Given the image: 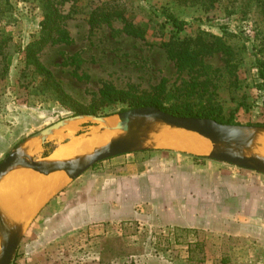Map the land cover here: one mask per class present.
<instances>
[{"label": "rangeland", "instance_id": "obj_1", "mask_svg": "<svg viewBox=\"0 0 264 264\" xmlns=\"http://www.w3.org/2000/svg\"><path fill=\"white\" fill-rule=\"evenodd\" d=\"M51 1L67 16L68 39L47 45L38 60L73 102L90 105L102 86L108 85L156 101L171 112L188 109L195 116L213 114L219 124L264 127V96L258 88L261 81L255 64L264 59V25L255 12L256 0L224 1L209 11L173 0ZM107 2L122 6L133 23L146 26V40L127 36L117 21L90 27L91 11ZM162 12L187 25L177 33ZM42 15L39 1L0 0V162L26 138L73 116L25 70L22 50L37 36ZM197 34L221 39L231 55H207L192 70L178 71L159 43L172 35L183 39ZM3 40L8 41L2 48ZM122 107L108 108L98 117L117 116ZM100 128L87 124L75 128L70 138H53L35 159ZM196 140L178 137V144H170L175 149L119 156L139 167L144 164V177L132 185L139 194L127 184L113 193L115 210H123L119 198L138 202L139 220L73 229L69 225L72 217L89 215L91 201L103 199L104 189H112L102 179L116 168L107 166L111 162L105 160L68 180L53 198L50 211L35 217L11 264H130L134 258L146 259L145 254L177 264H264V223L258 222V231L254 228L257 222H238L240 201L248 192L237 201L225 200L219 185L231 187L229 169L233 166L206 158L200 164L203 156L185 149ZM239 172L243 179L252 173ZM256 211L264 216V208Z\"/></svg>", "mask_w": 264, "mask_h": 264}, {"label": "water", "instance_id": "obj_2", "mask_svg": "<svg viewBox=\"0 0 264 264\" xmlns=\"http://www.w3.org/2000/svg\"><path fill=\"white\" fill-rule=\"evenodd\" d=\"M115 124L105 127L107 120ZM95 124L101 128L83 139L112 134L104 144L68 159H53V154L35 159L37 151L61 131L79 125ZM104 126V128L102 127ZM198 136L212 144L206 159L244 169L264 176V155L257 152L258 139L264 127L219 124L211 119L176 117L155 107H139L112 117L78 115L62 119L26 138L0 162V264H11L18 246L41 209L66 185L96 164L122 155L144 151L175 149L170 141ZM18 171H30L54 179L65 177L58 188H50L42 202L30 214L14 216L5 201L7 179Z\"/></svg>", "mask_w": 264, "mask_h": 264}, {"label": "trees", "instance_id": "obj_3", "mask_svg": "<svg viewBox=\"0 0 264 264\" xmlns=\"http://www.w3.org/2000/svg\"><path fill=\"white\" fill-rule=\"evenodd\" d=\"M39 1L42 4L43 15L39 23V31L33 41H31L23 50L25 70L31 73L41 84L44 91L51 92L57 101L64 106L65 109L73 113V116L91 115L101 116L103 111L108 108H113L122 105L120 112L139 107H155L162 112L168 113L176 117H190V118H206L211 119L217 123H221L216 116L208 114L205 117L192 115L188 109H182L179 112H171L160 103L152 100L140 99L131 95L128 92L114 89L108 85H103L98 92L97 98L87 106L73 102L60 88L59 83L55 80L53 74L38 60V54L49 44L63 42L68 39V34L65 30L64 20L67 16L62 15L51 0H22ZM66 1V0H64ZM178 5L187 7H198L203 11H209L215 5L231 0H173ZM112 4V5H111ZM255 12L261 19L264 25V0L255 1ZM166 23L170 24L177 33L181 32L187 23L179 20L177 17L169 13L162 12ZM114 21L122 25L123 32L132 38L141 41L146 40L147 27L133 23L126 13L125 8L118 6L115 2H107L102 6L96 7L88 16V25L90 27L106 25L110 26ZM8 40L1 41L3 47L6 46ZM159 46L164 49L168 58L174 63L178 71L192 70L201 64V60L205 56L212 54H222L224 57L231 55L229 47L218 38H209L203 34L189 36L179 39L176 35L170 36L166 41H161ZM257 68V77L261 81L259 91L264 96V59L255 61ZM71 103L72 107L66 104ZM230 124V123H228ZM203 164L205 157H199Z\"/></svg>", "mask_w": 264, "mask_h": 264}, {"label": "crops", "instance_id": "obj_4", "mask_svg": "<svg viewBox=\"0 0 264 264\" xmlns=\"http://www.w3.org/2000/svg\"><path fill=\"white\" fill-rule=\"evenodd\" d=\"M85 126L86 125L69 127L67 129L61 131V133H58L53 138L58 139L61 136H66V138H70L69 135H71V132H73V130L75 128L85 127ZM38 151H37V153H38ZM58 152H60V150L55 152L53 155L57 154ZM0 156H1V151H0ZM108 160H110L111 163L107 166L112 165L116 169H115V171L110 172V173H112V175H109V174H107L108 172H106L107 176H104V179H102V181L106 180L107 182H110L112 189H107V190L104 189L106 192L104 191L105 196L103 197V199L101 197L100 199L96 200L94 203L91 201V203H90L91 206L89 207V211H90L89 215H87V216L84 215L83 217L81 216V217H75V218L72 217V221L70 222L69 225H71V227H73V229L86 228L88 225H90L92 223L112 222V221L123 222V221H131V220H139L140 219L139 214L137 212H135V208L137 206H139L138 202H134V200H132V199L131 200L121 199L120 200V198H119V204L123 207V210H120V211L115 210L116 205L114 204L115 200L113 198V193L117 194L119 192L118 187L121 186L122 184H127L128 186H131L129 188L134 193L139 194V189L136 188L135 186L132 187V185H136L138 180H140L141 178L144 177V174H143L144 164H141L139 167V165H134L133 163L126 161V159H122V157H119V156L115 157V158L108 159ZM227 166H229V165H227ZM139 168L140 169L142 168L140 172H139V170H140ZM230 168H233V169H229L231 174H232L229 177L230 183H232L231 187L228 186L226 189H224L225 186L220 184L219 186L222 190H218V191L221 193V191L224 190V193H225L224 198H226L225 200H228L231 202L234 200L237 201L238 200L237 198H239L240 196H243L246 192H248V195L247 196L244 195L245 198L240 201L242 211L237 213V215L239 216L238 222L240 224H244V223L255 224L257 222L256 225L255 226L252 225V227L254 226L255 230L260 231L261 229L258 226V222L264 223V216L257 215V211L255 212V210H260L261 208H264V207H262V205L264 206V176L252 172V173H247L246 174L247 177L245 179H243V178H241L243 176H241V173L239 171L244 170V169H239V168L237 169L236 167H230ZM24 172L25 173H22V171L15 172L12 176H10L7 179V181L5 183V187H4L5 201H6L8 206H11V213H12V215L15 213L14 216H16L18 213L22 212L19 208V204L17 202H15L16 199L19 198V195L16 193V192H18V190L24 189V190L29 191V195H31L32 201H29V203L27 204L28 207L25 209V211L27 209H30L31 212L33 211V209L37 205L40 204V201L37 199L42 194H44V193H41L42 189L36 188V187H31V186L27 185L26 183H24L23 181L17 180V178H21V179L26 178L29 180V176L24 175V174H28V173H26L27 171H24ZM244 172H250V171L244 170ZM249 174H254V175H252V177H251V175H249ZM44 184L46 186L48 185L47 182H45ZM15 190H16V192H15ZM120 190H121V188H120ZM258 191L262 192V193L257 195ZM98 192H101V191H98ZM24 193L25 192H23V194L21 196H27V193H25V194ZM251 193H252V195H250ZM262 194H263V196H262ZM218 195H220V194H218ZM53 198L41 209V211L39 213L43 212L44 210H45V212L50 211L48 207L52 208L53 205L51 206V203H52ZM46 208H48V209H46ZM102 209H104V210H102ZM252 227H250V229ZM243 228H244V225H243L242 229ZM263 228H264V226H263ZM144 256L147 258L146 259L134 258L130 264H177L176 262H171V261L166 260L165 258H163L161 256L160 257H152V256H150V254H145Z\"/></svg>", "mask_w": 264, "mask_h": 264}, {"label": "bare ground", "instance_id": "obj_5", "mask_svg": "<svg viewBox=\"0 0 264 264\" xmlns=\"http://www.w3.org/2000/svg\"><path fill=\"white\" fill-rule=\"evenodd\" d=\"M113 124H115V121L110 119V120H107L105 122L104 126L105 127H111ZM104 126H102V127L104 128ZM94 133L95 132H93L92 135H94ZM111 136H112V134L106 133V134H103L101 137H95V138H91L88 140L87 139H79V140H76L75 142L71 141V143L68 144L64 149L60 150V152L53 155V159H55V160L68 159V158H71L73 156H76L77 154L89 152L95 146L102 145V144L106 143L111 138ZM193 137H196L197 140H196V142L194 141V143H192V144L191 143L189 144V142H188L189 146L187 145V147L185 148L188 152L194 153V154H199V155H208L212 151V144L208 140L203 139V138L198 137V136H193ZM169 143L172 145L178 144L179 143L178 138L170 141ZM185 143H187V142H185ZM257 143H258L257 152L261 155H264V136H260ZM24 175L31 176L34 179L38 180V181L34 182V181H32L30 179L28 180L26 178H23V179L17 178V180H21L31 187H36V188L42 189L41 193H44V194H42L37 199L40 201V203L44 199L43 197H44V195L48 189L58 188L60 186H63L66 182V179L64 176L54 179L51 175L43 176V175L32 173V172L28 173V174H24ZM45 182H48L47 186L44 184ZM15 192H16V190H15ZM23 192L27 193V196H21L23 194ZM16 193L19 195V198H17L15 202H17L19 204V208L22 211L21 213H18L16 216L19 217L20 215L22 216L23 214H26V215L30 214L31 213L30 209H27L25 211V209L28 207L27 204L29 203V201H32L31 200L32 197H31V195H29V191L24 190V189H20ZM13 215H15V213Z\"/></svg>", "mask_w": 264, "mask_h": 264}]
</instances>
